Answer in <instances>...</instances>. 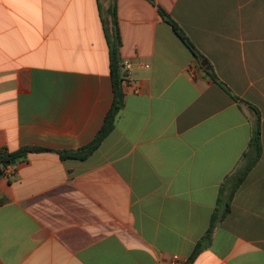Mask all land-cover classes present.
<instances>
[{"label": "crops", "instance_id": "1", "mask_svg": "<svg viewBox=\"0 0 264 264\" xmlns=\"http://www.w3.org/2000/svg\"><path fill=\"white\" fill-rule=\"evenodd\" d=\"M110 1L0 0V152L47 148L0 176V264H264V0H116L123 107L62 159L114 102Z\"/></svg>", "mask_w": 264, "mask_h": 264}, {"label": "trees", "instance_id": "2", "mask_svg": "<svg viewBox=\"0 0 264 264\" xmlns=\"http://www.w3.org/2000/svg\"><path fill=\"white\" fill-rule=\"evenodd\" d=\"M159 12L162 18L174 28L176 33L187 44V46L194 53L199 54V51L196 49L193 43L189 40V38L186 36L184 31L177 24V22L172 18V16L161 7L159 8ZM108 13L110 16L111 25L110 27H107L105 25V31H106V39H107L109 49H110V73H111L113 88H114V102L109 112L107 113L103 126L98 131L94 139L90 143L82 146L81 148L60 151L59 155L62 159H68V158L85 159L90 154H92L101 145L102 141L113 130L115 117L117 113L119 112V110L123 107L124 92H123L122 85H123V80H124V71L121 67L122 60L120 57V48H121L122 40H121V33L119 29V24H118L116 0L110 1V5L108 7ZM251 149H252V156L250 158V161L239 172L237 179L235 180V183L233 186L234 188H236L243 181L244 177L246 176L247 171L251 168L253 163L257 161L258 157L261 154V150H262L261 118L259 114L257 115L255 124H254ZM46 150L47 148L31 146V147H24L21 150H18L12 153L0 152V176L3 175L5 169L11 165L10 162L12 160H15L20 157H25L28 153L41 152V151H46ZM231 196H232V193L230 197ZM222 203H223L222 199L220 198V206L223 207L222 214L224 215L229 211L230 207H229L228 201L224 203V206ZM217 218H218V215L215 214L212 218V221L210 223V226L207 232L202 237V239L199 240L194 252L191 254L190 261H192L200 253V251L203 250L205 244L211 241L212 234L215 229L216 222L218 220Z\"/></svg>", "mask_w": 264, "mask_h": 264}, {"label": "built area", "instance_id": "3", "mask_svg": "<svg viewBox=\"0 0 264 264\" xmlns=\"http://www.w3.org/2000/svg\"><path fill=\"white\" fill-rule=\"evenodd\" d=\"M134 63L130 60H122L121 67L124 71V80L123 83H131V73L134 69ZM142 66L144 68H151V65L149 63H143ZM179 259L178 255L174 256V261L177 262Z\"/></svg>", "mask_w": 264, "mask_h": 264}, {"label": "water", "instance_id": "4", "mask_svg": "<svg viewBox=\"0 0 264 264\" xmlns=\"http://www.w3.org/2000/svg\"><path fill=\"white\" fill-rule=\"evenodd\" d=\"M26 157H20V158H17V159H15V160H12L11 162H10V164L11 165H14V164H16L17 162H19V161H21V160H23V159H25Z\"/></svg>", "mask_w": 264, "mask_h": 264}, {"label": "rangeland", "instance_id": "5", "mask_svg": "<svg viewBox=\"0 0 264 264\" xmlns=\"http://www.w3.org/2000/svg\"><path fill=\"white\" fill-rule=\"evenodd\" d=\"M103 13H104V17H105V19H107V10H103Z\"/></svg>", "mask_w": 264, "mask_h": 264}]
</instances>
